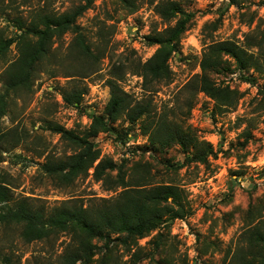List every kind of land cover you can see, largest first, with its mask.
<instances>
[{"label":"rangeland","instance_id":"374dc122","mask_svg":"<svg viewBox=\"0 0 264 264\" xmlns=\"http://www.w3.org/2000/svg\"><path fill=\"white\" fill-rule=\"evenodd\" d=\"M128 1L124 5L122 0H95L77 20L93 50L107 45V56L97 72L84 79L71 76L89 65L77 58L71 48L75 34L67 32L38 64L32 89L6 95L7 112L0 117V183L10 188V203L28 200L46 212L67 200L92 208L126 188L114 187L113 179L96 180L92 168L72 184L61 183L42 169L49 158L75 152L49 125L61 124L85 134L93 115L103 114L110 98L107 80L117 74L122 77L119 84L136 101L152 100V113H169L186 134L210 144L214 153L202 163L195 161L192 146L184 150L174 139L152 144V122L145 117L130 123L121 116L111 129L100 131L94 137L100 158H112L118 165L120 145L139 138L142 144L133 148L124 167L127 181L134 182L131 176H137L148 186L178 184L190 214L170 219L129 244L115 239L116 235L108 246L94 238L93 256L77 264H261L257 259L250 262L251 253L254 249L264 253V245L254 248L248 238L250 229L264 220V0H239L237 5L230 0H170L193 14L192 22L182 35L180 51L170 60L171 80L156 83L151 91L145 90L143 78L131 68L132 62L146 61L157 49L146 36L169 25L157 12V5L166 0ZM79 2L2 1L0 35L15 41L0 58V91L4 92V72L21 53L15 24L21 21L27 26L37 13L60 14ZM224 40L247 48L262 63L259 68H244L223 56L222 68L212 77L233 92L236 101L230 108H220L204 92L195 93L192 83L202 71L207 47ZM74 84L87 89L79 106L67 105L62 97L63 89ZM21 231L20 225L0 226V264H60L63 254L75 251L83 238L77 229L27 242ZM159 232L163 236L157 239Z\"/></svg>","mask_w":264,"mask_h":264},{"label":"trees","instance_id":"16d2710c","mask_svg":"<svg viewBox=\"0 0 264 264\" xmlns=\"http://www.w3.org/2000/svg\"><path fill=\"white\" fill-rule=\"evenodd\" d=\"M2 1L5 0H0V4ZM94 1L80 0L72 9L60 14L37 13V17L27 26L21 21L15 24L20 32L22 48L18 58L4 72V92L0 91V117L7 112L6 95L18 90L32 89L38 73V64L49 57L54 41L67 32L75 34L71 48L74 49L77 58L84 61V65L90 66L82 67L81 72L71 76L84 79L99 70L102 58L107 56L105 50L107 45L102 50H93L77 23L78 18L91 8ZM122 2L124 5L129 3L128 0ZM229 3L237 5L239 0H230ZM157 12L169 25L146 36L147 43L156 45L157 49L146 61L132 62L131 68L133 73L143 78V86L147 91L153 90L158 82L171 80L170 60L174 53L180 51L182 35L191 25L193 17V14L179 3L170 0L160 2L157 5ZM28 37L35 38V41L29 42ZM14 41V38L0 35V58L7 55ZM250 45L253 47L254 43ZM225 55L235 59L244 68L262 66L259 58L234 41L224 40L210 44L201 60L202 71L192 79V83L195 93H206L220 108H230L236 101L234 97L231 98L233 92L229 88L219 86L212 77L213 72L216 73L222 68V58ZM121 78L116 74L114 78L107 80L110 98L103 114L93 115L91 125L85 134H78L61 124L49 125V129L60 134L61 139L71 144L75 152L60 159L49 158L42 165L46 174L57 177L65 184H72L92 168L96 180L109 182L113 179L114 187H126L119 195L111 199H100L92 208L91 206L85 208L82 204L67 200L46 212L28 200L11 204L10 188L0 183V226L20 225L21 235L27 242L42 240L62 232H77V229L83 235L78 241V248L75 251L67 250L60 264H77L79 260L89 262L94 254L95 245L91 243L94 238L104 240L108 246L116 235L115 239L123 244H129L160 229L170 219L185 218L190 214L185 192L178 184L148 186L147 181L141 182L144 179L137 176H131V181L134 182H128L124 169L128 157L121 156L120 165L112 158H100L94 142V137L100 131L111 129L112 123L121 116H125L130 123L145 117L150 118L152 122L153 130L150 134L152 144L174 139L184 150L192 146L195 161L202 163L214 153L210 144L186 134V129L171 118L169 113L163 112L159 116L152 113V100L136 101L119 84ZM86 91V88L74 84L63 89L62 97L67 105L79 106ZM113 171H116L114 178ZM250 232L248 240L254 248L255 245L259 246V243L264 245V220H260ZM162 236L163 234L159 232L157 239ZM158 246L159 241L156 240V247ZM251 256L250 262L257 259L264 264L263 251L254 249Z\"/></svg>","mask_w":264,"mask_h":264},{"label":"built area","instance_id":"2783aa9c","mask_svg":"<svg viewBox=\"0 0 264 264\" xmlns=\"http://www.w3.org/2000/svg\"><path fill=\"white\" fill-rule=\"evenodd\" d=\"M139 139V138H137ZM133 141V140H129L127 142H125L124 145H120L123 148V151L121 153H119V156H126V157H130L131 155V151L133 150L134 147H136L137 145H140L142 143H140L141 140H137ZM121 143V142H119Z\"/></svg>","mask_w":264,"mask_h":264}]
</instances>
